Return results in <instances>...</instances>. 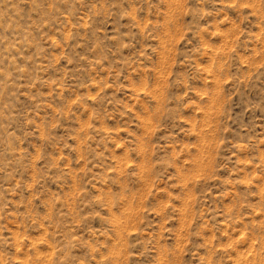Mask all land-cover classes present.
I'll return each instance as SVG.
<instances>
[{
    "label": "rangeland",
    "instance_id": "1",
    "mask_svg": "<svg viewBox=\"0 0 264 264\" xmlns=\"http://www.w3.org/2000/svg\"><path fill=\"white\" fill-rule=\"evenodd\" d=\"M0 264H264V0H0Z\"/></svg>",
    "mask_w": 264,
    "mask_h": 264
}]
</instances>
